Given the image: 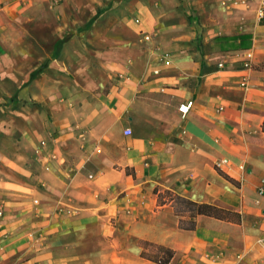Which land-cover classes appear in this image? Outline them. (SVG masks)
I'll return each instance as SVG.
<instances>
[{
	"label": "crops",
	"instance_id": "0c3cea01",
	"mask_svg": "<svg viewBox=\"0 0 264 264\" xmlns=\"http://www.w3.org/2000/svg\"><path fill=\"white\" fill-rule=\"evenodd\" d=\"M262 1L0 0V264H264Z\"/></svg>",
	"mask_w": 264,
	"mask_h": 264
},
{
	"label": "built area",
	"instance_id": "2783aa9c",
	"mask_svg": "<svg viewBox=\"0 0 264 264\" xmlns=\"http://www.w3.org/2000/svg\"><path fill=\"white\" fill-rule=\"evenodd\" d=\"M262 16H264V0L262 1L261 17ZM254 57H255L254 53L252 51H249L247 56H246V59L243 62V69L244 70H252L253 69ZM220 67L222 68L223 64H221ZM241 85L244 87H247V78L246 77H244ZM193 106H194V101L193 100H191V102L188 101L179 107V112L185 116L191 111ZM131 133L132 132L130 130L126 131V135H130ZM226 163H227V161L222 160V162L218 166H221L222 164H226ZM260 194L262 196H264V180L262 181V187L260 188Z\"/></svg>",
	"mask_w": 264,
	"mask_h": 264
},
{
	"label": "trees",
	"instance_id": "16d2710c",
	"mask_svg": "<svg viewBox=\"0 0 264 264\" xmlns=\"http://www.w3.org/2000/svg\"><path fill=\"white\" fill-rule=\"evenodd\" d=\"M264 130V124H263ZM181 204L189 210L196 212L197 214H209L213 207L209 205H198L186 199H181Z\"/></svg>",
	"mask_w": 264,
	"mask_h": 264
}]
</instances>
